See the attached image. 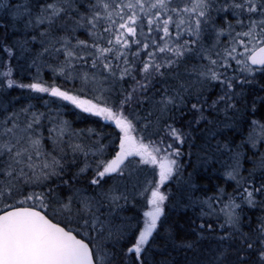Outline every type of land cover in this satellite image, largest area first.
<instances>
[{
    "label": "snow or ice",
    "instance_id": "1",
    "mask_svg": "<svg viewBox=\"0 0 264 264\" xmlns=\"http://www.w3.org/2000/svg\"><path fill=\"white\" fill-rule=\"evenodd\" d=\"M0 264H264V0H0Z\"/></svg>",
    "mask_w": 264,
    "mask_h": 264
},
{
    "label": "trees",
    "instance_id": "2",
    "mask_svg": "<svg viewBox=\"0 0 264 264\" xmlns=\"http://www.w3.org/2000/svg\"><path fill=\"white\" fill-rule=\"evenodd\" d=\"M50 75V74H49ZM33 97H39V98H33L31 99V103L36 105V108L39 109L40 111H46L47 108L44 106V101L49 100V105L48 108L51 109H56L60 107V111L63 114V119H66L69 121L72 125L73 128L76 129H87V128H95L97 131L103 130L104 132L111 131V129L104 127L102 129V125L105 124L106 122L100 121L99 118L96 117H90L88 114H79V110L75 109L74 106H72L69 102H62L59 101L56 98H50L46 94H32ZM20 96V104H27L29 103V99L27 98V93L23 92L22 90L19 89H11L9 90V98L17 97ZM61 105H64V107H61ZM79 114V115H78ZM193 163L195 162V158H193ZM191 170V169H189ZM203 172L200 171V176H203ZM218 175V174H217ZM198 182L199 177H198ZM222 182V180H221ZM184 218V213L181 212L179 216L176 215L175 212L172 213L170 216V219H177L178 224L177 228L179 230L180 224L183 222Z\"/></svg>",
    "mask_w": 264,
    "mask_h": 264
}]
</instances>
